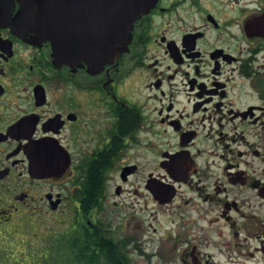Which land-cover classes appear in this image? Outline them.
I'll return each instance as SVG.
<instances>
[{"label":"flooded vegetation","instance_id":"flooded-vegetation-1","mask_svg":"<svg viewBox=\"0 0 264 264\" xmlns=\"http://www.w3.org/2000/svg\"><path fill=\"white\" fill-rule=\"evenodd\" d=\"M21 8L0 0V233L61 210L76 264H264V0H155L98 66Z\"/></svg>","mask_w":264,"mask_h":264},{"label":"water","instance_id":"water-1","mask_svg":"<svg viewBox=\"0 0 264 264\" xmlns=\"http://www.w3.org/2000/svg\"><path fill=\"white\" fill-rule=\"evenodd\" d=\"M20 1L17 19L7 25L16 32L28 28L37 32L36 37L50 40L55 59L62 63L82 61L98 66L112 61L119 45L126 49L134 21L141 12L149 11L155 0ZM51 164L32 162L31 167L40 171Z\"/></svg>","mask_w":264,"mask_h":264},{"label":"rangeland","instance_id":"rangeland-1","mask_svg":"<svg viewBox=\"0 0 264 264\" xmlns=\"http://www.w3.org/2000/svg\"><path fill=\"white\" fill-rule=\"evenodd\" d=\"M28 216H32L38 226L31 228L26 225L21 239L14 232L0 233V264H75L64 252L63 245L68 236L66 226L47 231L43 229L58 223L61 218H66L67 213L60 210L56 215H27V218ZM18 250L22 251L17 253Z\"/></svg>","mask_w":264,"mask_h":264},{"label":"trees","instance_id":"trees-1","mask_svg":"<svg viewBox=\"0 0 264 264\" xmlns=\"http://www.w3.org/2000/svg\"><path fill=\"white\" fill-rule=\"evenodd\" d=\"M65 237H66V236H65ZM65 240L68 241V238L66 237ZM13 243H16V245H20V244H21V243H19V242H13ZM21 245H22V244H21ZM20 251H22V250H18L17 253H19ZM80 263H81V262H80ZM81 264H84V263H81ZM109 264H110V263H109Z\"/></svg>","mask_w":264,"mask_h":264}]
</instances>
